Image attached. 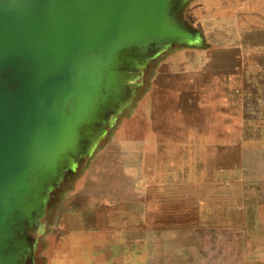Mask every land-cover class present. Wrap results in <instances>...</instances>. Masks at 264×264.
Returning a JSON list of instances; mask_svg holds the SVG:
<instances>
[{
    "label": "rangeland",
    "instance_id": "rangeland-1",
    "mask_svg": "<svg viewBox=\"0 0 264 264\" xmlns=\"http://www.w3.org/2000/svg\"><path fill=\"white\" fill-rule=\"evenodd\" d=\"M158 9L25 91L41 116L0 187V264H264V0Z\"/></svg>",
    "mask_w": 264,
    "mask_h": 264
},
{
    "label": "water",
    "instance_id": "water-1",
    "mask_svg": "<svg viewBox=\"0 0 264 264\" xmlns=\"http://www.w3.org/2000/svg\"><path fill=\"white\" fill-rule=\"evenodd\" d=\"M165 1L0 3V187L3 180L11 181L15 177L24 157L33 150L25 143L34 144L32 136L39 126L41 109L33 96H24L25 91L36 92L44 89L45 83L55 84L69 70L79 48H87L93 41L121 29L123 23L158 19V6ZM64 45L65 49L57 48L58 54L41 53ZM78 58L79 55L75 66L82 67ZM40 99L44 100L42 103L49 101L45 96ZM43 116L46 115H42L41 124Z\"/></svg>",
    "mask_w": 264,
    "mask_h": 264
},
{
    "label": "bare ground",
    "instance_id": "bare-ground-1",
    "mask_svg": "<svg viewBox=\"0 0 264 264\" xmlns=\"http://www.w3.org/2000/svg\"><path fill=\"white\" fill-rule=\"evenodd\" d=\"M71 45V43H69ZM65 45L64 46H56V47H53V48H50V49H46V50H42L41 53L42 54H48V55H53L54 53H57L59 52V49L57 50V48H64L65 49ZM27 67L30 66V63L26 65Z\"/></svg>",
    "mask_w": 264,
    "mask_h": 264
},
{
    "label": "trees",
    "instance_id": "trees-1",
    "mask_svg": "<svg viewBox=\"0 0 264 264\" xmlns=\"http://www.w3.org/2000/svg\"><path fill=\"white\" fill-rule=\"evenodd\" d=\"M238 241L240 240V238L239 239H237Z\"/></svg>",
    "mask_w": 264,
    "mask_h": 264
}]
</instances>
